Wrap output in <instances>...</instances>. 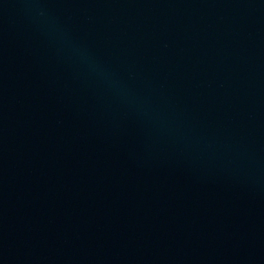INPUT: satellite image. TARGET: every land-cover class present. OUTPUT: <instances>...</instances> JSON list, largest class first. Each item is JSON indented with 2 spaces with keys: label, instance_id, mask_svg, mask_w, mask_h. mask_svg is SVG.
Masks as SVG:
<instances>
[{
  "label": "water",
  "instance_id": "95a60500",
  "mask_svg": "<svg viewBox=\"0 0 264 264\" xmlns=\"http://www.w3.org/2000/svg\"><path fill=\"white\" fill-rule=\"evenodd\" d=\"M0 264H264V0H0Z\"/></svg>",
  "mask_w": 264,
  "mask_h": 264
}]
</instances>
